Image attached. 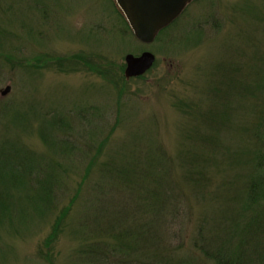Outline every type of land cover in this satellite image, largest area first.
<instances>
[{"label": "rangeland", "instance_id": "obj_1", "mask_svg": "<svg viewBox=\"0 0 264 264\" xmlns=\"http://www.w3.org/2000/svg\"><path fill=\"white\" fill-rule=\"evenodd\" d=\"M125 19L121 0H0V139L61 163L64 181L53 214H30L21 202L0 220V264H80L79 250L99 240L79 230L85 216L94 219L101 207L108 213L119 200L141 205L147 193L143 187L141 199L134 197L127 181L109 180L102 167L128 175L131 163L156 151L174 164L169 178L177 185L164 206L177 208L167 237L180 255L189 252L197 222L214 200L191 195L176 164L186 148L200 147V132H207L201 116L225 102L216 85L225 89L228 82V92H239L218 138L239 159H227L225 148L214 145L206 166L209 196L220 181L243 177L260 148L251 133L258 124L264 129V0H192L151 43L139 40ZM146 50L156 54L154 66L127 80L126 55ZM9 105L27 116L3 113ZM56 116L70 125L44 129L60 144L68 140L66 154L40 134L41 123Z\"/></svg>", "mask_w": 264, "mask_h": 264}, {"label": "trees", "instance_id": "obj_2", "mask_svg": "<svg viewBox=\"0 0 264 264\" xmlns=\"http://www.w3.org/2000/svg\"><path fill=\"white\" fill-rule=\"evenodd\" d=\"M125 21L131 29L130 20L128 22L125 19ZM226 86L228 89L227 87L223 89L222 84L215 86L216 96L225 98V102L221 101L219 107L216 106L217 110L204 116L205 120L201 116L207 132H200L202 135H200L202 141L200 147L186 148L180 154V163L176 164L182 171L180 181L188 184L191 195L195 192L201 200L209 198V203L210 199L214 200L212 203L214 207L208 209L197 222L189 252L180 255L179 247L167 237V230L172 224L169 216L177 210L174 208L172 212L171 209L168 211V208L164 207L165 201H173V194L170 195L169 192L177 187L169 178L174 164L164 154H157V151L150 152L151 154L146 152L149 158L131 163L130 166L133 168L128 175L116 173L117 168H108L110 164L102 167V175L109 180L127 181L134 197L138 196V199H141L138 189L143 187L147 193L141 205L137 202L134 205L133 201L129 200H119L108 213L103 211L105 208L102 207L95 209L98 212L97 214L95 211L97 214L94 218L95 223L94 219L85 216L79 230L84 236H93L99 240L88 241L84 245L86 247L79 250L80 264H264L263 127L260 128L258 124V131L255 129L251 133L253 140L261 143L245 175L226 178L212 188L211 197L208 193L206 166L211 158L209 154L214 155V145L218 148L217 151L225 148L224 154L227 159L228 157L236 161L239 159L232 147L220 144L218 139L222 125L228 120L226 113L231 109L229 101L239 93L236 88L233 92H228L231 83L227 82ZM9 111H13L14 115L11 117H16L18 120L27 116L21 108L5 106L3 113ZM217 113H221L222 119H219L220 115L217 116ZM202 114L204 115V112ZM209 117H213L212 120L208 121ZM68 124L70 125L68 117L56 116L49 120L48 124L47 120L43 121L40 128L44 142L54 148L57 147L59 153L63 154L72 148L68 140L65 139L60 144L58 138L46 132L44 128L51 126L50 128L61 131L64 128L62 125ZM3 139L4 137L0 139V147H2L0 149V220H4L8 214L14 215L13 208H17L21 202L28 204L22 210L26 209L30 214L36 213L42 216L53 214L63 197V189L59 187L64 181L58 173V166H61V163L45 157L30 156L20 147L10 145ZM8 169H10L9 175L5 172ZM14 191L19 192L17 198V195L13 194ZM92 195L93 192L91 197ZM79 197L80 194H77L71 203L74 204ZM243 198L244 203L241 202ZM236 202L239 204L238 209ZM67 208L68 206L63 212ZM108 237L115 242L109 241ZM185 241L186 239L182 241L183 245L180 249L186 247Z\"/></svg>", "mask_w": 264, "mask_h": 264}, {"label": "water", "instance_id": "obj_3", "mask_svg": "<svg viewBox=\"0 0 264 264\" xmlns=\"http://www.w3.org/2000/svg\"><path fill=\"white\" fill-rule=\"evenodd\" d=\"M192 0H121L135 36L145 43L155 40L159 31L172 23ZM157 56L150 50L141 54L128 53L125 57V76L127 79L147 73L155 64ZM11 90L7 86L2 93Z\"/></svg>", "mask_w": 264, "mask_h": 264}]
</instances>
